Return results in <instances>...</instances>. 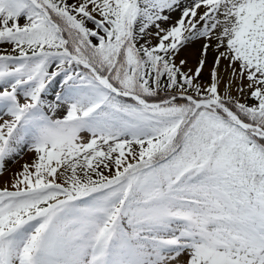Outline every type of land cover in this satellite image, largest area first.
Listing matches in <instances>:
<instances>
[{"label":"snow or ice","instance_id":"1","mask_svg":"<svg viewBox=\"0 0 264 264\" xmlns=\"http://www.w3.org/2000/svg\"><path fill=\"white\" fill-rule=\"evenodd\" d=\"M0 264H264V0H0Z\"/></svg>","mask_w":264,"mask_h":264},{"label":"bare ground","instance_id":"2","mask_svg":"<svg viewBox=\"0 0 264 264\" xmlns=\"http://www.w3.org/2000/svg\"><path fill=\"white\" fill-rule=\"evenodd\" d=\"M193 60H194V56L192 58H190V64L193 63ZM27 159H28V157L25 156L23 160H20V163L22 164L24 162V160H27ZM7 167L9 169H15V168H18L19 167V164L15 163V162H13V163L9 162L8 165H7ZM5 175H7V173H5Z\"/></svg>","mask_w":264,"mask_h":264},{"label":"rangeland","instance_id":"3","mask_svg":"<svg viewBox=\"0 0 264 264\" xmlns=\"http://www.w3.org/2000/svg\"><path fill=\"white\" fill-rule=\"evenodd\" d=\"M191 65V64H190ZM205 76H207V70L205 71ZM11 163H13V162H11Z\"/></svg>","mask_w":264,"mask_h":264}]
</instances>
